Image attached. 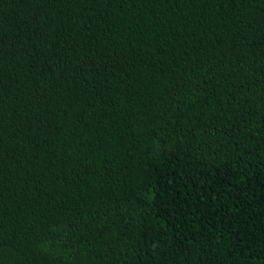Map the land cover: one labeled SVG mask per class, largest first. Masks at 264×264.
<instances>
[{
	"label": "trees",
	"instance_id": "trees-1",
	"mask_svg": "<svg viewBox=\"0 0 264 264\" xmlns=\"http://www.w3.org/2000/svg\"><path fill=\"white\" fill-rule=\"evenodd\" d=\"M0 264H264V0H0Z\"/></svg>",
	"mask_w": 264,
	"mask_h": 264
}]
</instances>
